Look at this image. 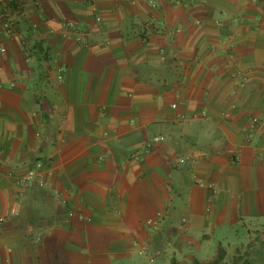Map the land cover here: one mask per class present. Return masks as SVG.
<instances>
[{"label": "crops", "instance_id": "crops-1", "mask_svg": "<svg viewBox=\"0 0 264 264\" xmlns=\"http://www.w3.org/2000/svg\"><path fill=\"white\" fill-rule=\"evenodd\" d=\"M30 1L0 34V264L205 263L264 218L263 0ZM38 158L47 185L18 186Z\"/></svg>", "mask_w": 264, "mask_h": 264}, {"label": "built area", "instance_id": "built-area-1", "mask_svg": "<svg viewBox=\"0 0 264 264\" xmlns=\"http://www.w3.org/2000/svg\"><path fill=\"white\" fill-rule=\"evenodd\" d=\"M0 34L7 35L9 37H14L17 35L18 27L20 24V20L24 15L25 7L28 5V3L36 4L34 1L30 0H5L3 2H0ZM150 4L154 6V1H150ZM263 8H264V0H263ZM262 20L264 23V10L262 13ZM65 30L62 33L65 36H70L71 33L75 31V26L72 22H66L64 24ZM76 42L83 43L85 41L84 37L82 35H75L74 37ZM146 39V36L143 37V40ZM28 42L24 40V55L29 58L32 53V46H28ZM4 51V47L0 46V52ZM62 67L60 65L56 66V72H57V79L62 80ZM231 76L238 81V85L242 86L244 84V81L246 79L245 74L242 73L240 70H234L231 74ZM10 86H13L15 83L14 81H10ZM233 105V104H232ZM171 108L176 109L177 103L172 102ZM225 117H229L230 113L226 111L224 113ZM194 115H191L190 118H193ZM177 118L179 120H185L187 116L185 114H178ZM259 123V119L255 116L251 117L250 119V126L251 128L255 127ZM161 140V136H154L151 141L149 142L154 143ZM101 158V157H99ZM190 156H183L178 159L180 163H186L187 161L191 160ZM52 166H51V160L49 159H35L33 163L27 167V169L17 175H15V183L18 186L25 187V188H33V187H44L47 185V177L51 174ZM1 165H0V173ZM208 187H211V185H207ZM54 195L55 197L61 202L64 203V194L54 189ZM17 210L15 208H12L9 212L11 216L17 215ZM66 217H72L75 216L79 220H85L84 215L81 212L75 211L74 209H67L65 212ZM161 217L160 213L156 214L155 218H149L145 221V224L151 228L152 230L158 229V221ZM5 216L0 215V224L4 223ZM42 232L39 230L35 236L34 240L35 242L39 241L41 238ZM134 248L139 253H145L146 252V246L139 245L137 241H134L133 243Z\"/></svg>", "mask_w": 264, "mask_h": 264}, {"label": "rangeland", "instance_id": "rangeland-1", "mask_svg": "<svg viewBox=\"0 0 264 264\" xmlns=\"http://www.w3.org/2000/svg\"><path fill=\"white\" fill-rule=\"evenodd\" d=\"M218 242L225 246V249L222 247L224 258L219 264H232L241 259H247L250 264H264V218L246 225L236 224L232 229H217L209 245L216 249ZM219 247L216 257L220 253Z\"/></svg>", "mask_w": 264, "mask_h": 264}, {"label": "trees", "instance_id": "trees-1", "mask_svg": "<svg viewBox=\"0 0 264 264\" xmlns=\"http://www.w3.org/2000/svg\"><path fill=\"white\" fill-rule=\"evenodd\" d=\"M39 48H41L40 41L34 40L32 44V51L35 53ZM219 250H220V253L212 261L205 262V263L196 261L195 264H219L220 261L224 258V253H225L222 247H219ZM232 264H250V262L247 259H243V260L241 259L240 261H235Z\"/></svg>", "mask_w": 264, "mask_h": 264}]
</instances>
